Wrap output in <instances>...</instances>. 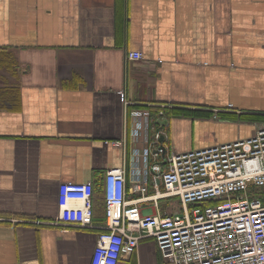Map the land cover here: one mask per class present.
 <instances>
[{"label":"crops","instance_id":"0c3cea01","mask_svg":"<svg viewBox=\"0 0 264 264\" xmlns=\"http://www.w3.org/2000/svg\"><path fill=\"white\" fill-rule=\"evenodd\" d=\"M126 101L204 112L154 115L167 152L254 134L222 113L264 115V0H0V264H90L103 210L52 222L58 186L123 165ZM130 261L160 264L154 240Z\"/></svg>","mask_w":264,"mask_h":264},{"label":"built area","instance_id":"2783aa9c","mask_svg":"<svg viewBox=\"0 0 264 264\" xmlns=\"http://www.w3.org/2000/svg\"><path fill=\"white\" fill-rule=\"evenodd\" d=\"M125 105L129 140L113 144L127 147L128 157L104 174L105 222L90 264H132L142 238L154 240L160 264H264V124L247 137L164 153L154 115L169 105L154 112L149 103ZM92 194V180L60 182L52 222L92 226ZM173 197L179 207L171 203L168 212L143 210V203Z\"/></svg>","mask_w":264,"mask_h":264},{"label":"trees","instance_id":"16d2710c","mask_svg":"<svg viewBox=\"0 0 264 264\" xmlns=\"http://www.w3.org/2000/svg\"><path fill=\"white\" fill-rule=\"evenodd\" d=\"M174 106H168L166 108H164V115L166 113V111L169 108L174 109L173 112L174 113H180V114H185V115H198V114H203L204 112L202 111H192V110H184V109H178V108H173ZM151 108H154L151 106ZM153 111H156V109H154ZM223 116L227 117V118H236V119H242V120H256V121H263L264 120V115L262 114H256V113H235L232 111H227V112H223L222 113ZM104 179V178H103ZM93 182V194H92V211H93V221L95 220V210L96 208H102L103 210V223L105 222V202H104V185H103V180L101 182V184H98L97 182ZM161 187V185H160ZM154 188L151 185L149 188V193H153ZM167 199V203L166 200ZM169 198H162L159 200V206L160 209L162 210V212L165 211H169Z\"/></svg>","mask_w":264,"mask_h":264},{"label":"rangeland","instance_id":"374dc122","mask_svg":"<svg viewBox=\"0 0 264 264\" xmlns=\"http://www.w3.org/2000/svg\"><path fill=\"white\" fill-rule=\"evenodd\" d=\"M166 201V203H167V199L165 200ZM169 203L171 204H173V207H179V201H178V198L177 197H173V198H171L170 200H169ZM166 212H168V210L166 211Z\"/></svg>","mask_w":264,"mask_h":264},{"label":"water","instance_id":"95a60500","mask_svg":"<svg viewBox=\"0 0 264 264\" xmlns=\"http://www.w3.org/2000/svg\"><path fill=\"white\" fill-rule=\"evenodd\" d=\"M164 138H165L164 134H161L160 140L163 141ZM160 147L163 148V152L165 153V151H166V147H165L164 145H161ZM158 183H159V180H158Z\"/></svg>","mask_w":264,"mask_h":264}]
</instances>
